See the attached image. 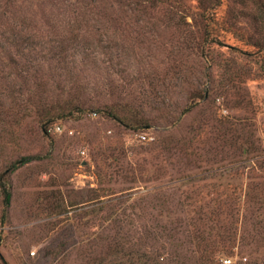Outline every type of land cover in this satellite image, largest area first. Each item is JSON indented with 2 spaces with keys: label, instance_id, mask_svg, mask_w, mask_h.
I'll return each mask as SVG.
<instances>
[{
  "label": "rangeland",
  "instance_id": "rangeland-1",
  "mask_svg": "<svg viewBox=\"0 0 264 264\" xmlns=\"http://www.w3.org/2000/svg\"><path fill=\"white\" fill-rule=\"evenodd\" d=\"M217 17L202 0H0V264L264 261L247 223L223 243L202 220L248 183L205 171L264 153V48Z\"/></svg>",
  "mask_w": 264,
  "mask_h": 264
},
{
  "label": "trees",
  "instance_id": "trees-1",
  "mask_svg": "<svg viewBox=\"0 0 264 264\" xmlns=\"http://www.w3.org/2000/svg\"><path fill=\"white\" fill-rule=\"evenodd\" d=\"M207 3H212L210 6ZM225 3V4H224ZM224 5L223 8L220 5ZM202 9L208 12V16L214 18L218 16L217 22L229 26L240 24L242 27V36L248 44L257 46L260 49L264 48V0H202ZM219 9H221L219 13ZM211 19V18H209ZM245 25L252 28L251 31L246 30ZM239 30L241 28H238ZM218 34L215 36L217 37ZM97 114V112H91ZM222 123V122H221ZM229 126H224L222 130V141L227 143L225 134ZM231 130L230 128L228 131ZM156 145L159 149H168L171 138L168 135L157 136ZM246 151L254 152L252 157L233 160L225 164L212 166L205 171V176H209L212 172L220 171L226 175L244 174V178L248 180L246 189L242 192L224 190L220 193L218 205L208 207L206 212H202V220H215L220 224L223 232H228L226 236H222L223 243L230 240V235L234 232V225L238 221L247 223L249 229L246 231V236L242 237L244 244H253L255 249L258 244L264 246V190L257 193L256 189L263 185L264 188V153L257 143L251 142L245 148ZM224 150V146L223 149ZM212 162H222L225 158L215 157L207 158ZM232 172L234 174H232ZM239 177V176H236ZM5 203L8 205L10 201V193L4 191ZM231 229V231H230ZM224 249V245H222ZM119 264V263H114ZM248 264H264L262 258L258 261H250Z\"/></svg>",
  "mask_w": 264,
  "mask_h": 264
},
{
  "label": "built area",
  "instance_id": "built-area-1",
  "mask_svg": "<svg viewBox=\"0 0 264 264\" xmlns=\"http://www.w3.org/2000/svg\"><path fill=\"white\" fill-rule=\"evenodd\" d=\"M93 115H96L95 113H92ZM54 131L56 132H62L63 131V128L61 126L60 123L56 122L54 124ZM139 139L142 140V141H145V140H148L150 137L145 133V132H142L141 134H139ZM223 262L225 264H230L231 263V259H226V260H223Z\"/></svg>",
  "mask_w": 264,
  "mask_h": 264
}]
</instances>
